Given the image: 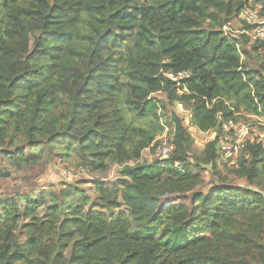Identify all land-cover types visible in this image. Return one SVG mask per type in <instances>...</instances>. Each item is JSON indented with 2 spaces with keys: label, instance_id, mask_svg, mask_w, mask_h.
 <instances>
[{
  "label": "trees",
  "instance_id": "16d2710c",
  "mask_svg": "<svg viewBox=\"0 0 264 264\" xmlns=\"http://www.w3.org/2000/svg\"><path fill=\"white\" fill-rule=\"evenodd\" d=\"M243 7L225 0H0L3 158L28 164L33 147L63 138L92 170L124 164L111 188L96 181L97 203L78 188L62 191L64 199L79 198L67 212L56 199L0 198V264H264V192L225 179L199 189L207 184L203 166L220 157L217 139L199 162L187 163L189 125L208 132L242 108L264 116V73L244 68L238 42L223 31ZM182 71L192 75L180 85L166 75ZM159 91L190 105L189 122L174 113L169 125L161 123L150 98ZM146 117L155 118L153 128L138 124ZM165 125L176 146L170 157L141 161ZM12 132L29 143L16 146ZM245 154L232 172L264 191V145L248 142ZM245 214L259 237L236 228Z\"/></svg>",
  "mask_w": 264,
  "mask_h": 264
},
{
  "label": "rangeland",
  "instance_id": "374dc122",
  "mask_svg": "<svg viewBox=\"0 0 264 264\" xmlns=\"http://www.w3.org/2000/svg\"><path fill=\"white\" fill-rule=\"evenodd\" d=\"M226 2L233 1L242 2L244 6H249L257 11L262 8V3L259 0H225ZM205 27H209V22L205 23ZM245 26L239 16L232 17L229 23L223 27V31L231 37H234L239 44L243 54L244 68L250 71H260L264 73L262 68V60L264 59L263 47H258L260 43L252 41L251 37L244 33ZM246 34V35H244ZM128 83V82H127ZM129 84V83H128ZM158 103V115L161 123L169 125L172 114L177 113L189 122L191 117V107L187 103H183L182 109L178 107L180 101H170L166 91L152 93L150 96ZM241 112L234 113L232 119L237 124H249V143H262L264 145V116L254 115L246 112L243 108ZM148 129L155 126V118L146 117L142 122L138 123ZM189 131L193 136V143L188 151L187 163H197L198 159L202 158L206 144L213 137V129L209 132L200 131L197 127L189 125ZM165 135V134H164ZM173 134L169 132L167 138L172 141ZM163 133L159 134L152 146L143 150L141 161L155 163L156 161H165L159 154V140ZM11 142L18 147L27 145V136L21 133L12 132ZM166 138V139H167ZM10 140L7 139V143ZM174 145V144H173ZM176 147V146H175ZM174 147V149H175ZM28 153H33V159L28 164L15 165L3 158L0 153V198L23 196L29 199H45L47 204H52L53 199L57 200V204L69 211L79 203L77 195L71 198L64 199L60 196L61 192L68 188H78L84 192L86 197L90 198V203H97L101 194L96 191V181H103L111 188L112 184L118 179L123 178L121 169L124 164L109 162L106 169L92 170L88 165L84 164V158L77 150V146L70 142L69 139H59L50 147L38 146L33 147ZM245 155V149L232 159L218 157L217 162L210 165H204V171L207 184L199 187L207 191L211 185H219L225 179L232 185L250 187L253 190L264 192L261 185H248L244 179H237L232 172L238 169L239 158ZM170 157V156H169ZM128 163L134 164L135 161ZM89 206V204H88ZM43 217L48 216L46 207L39 210ZM132 220V226H137L138 222ZM236 228L240 231L253 233L259 237V234L254 230L255 223L250 214L238 217L236 219ZM72 244L64 252L67 257L72 254Z\"/></svg>",
  "mask_w": 264,
  "mask_h": 264
},
{
  "label": "built area",
  "instance_id": "2783aa9c",
  "mask_svg": "<svg viewBox=\"0 0 264 264\" xmlns=\"http://www.w3.org/2000/svg\"><path fill=\"white\" fill-rule=\"evenodd\" d=\"M239 18L245 26H248L243 32L248 34L251 39L253 38L252 41L264 43V16H262L256 9L245 6L241 9ZM237 46L240 48L239 45ZM166 75L180 85V82L184 79L190 78L192 73L191 71H182L177 74L166 73ZM178 107L182 109L183 104L178 103ZM213 131L215 135L211 137L210 141L217 139L220 157H237L248 145L249 124L247 123L237 124L232 119L219 118L218 125ZM168 133L169 128L165 125V130L161 137L162 143L159 146L158 151L160 156L166 159L169 158L171 152L174 150L173 142L168 141ZM175 167L181 172L184 171V167L178 162L175 163Z\"/></svg>",
  "mask_w": 264,
  "mask_h": 264
}]
</instances>
